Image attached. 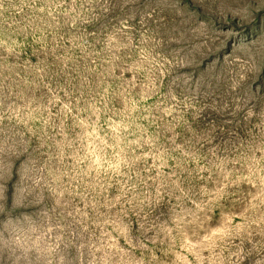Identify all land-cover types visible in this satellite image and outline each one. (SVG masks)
Masks as SVG:
<instances>
[{"label": "rangeland", "instance_id": "374dc122", "mask_svg": "<svg viewBox=\"0 0 264 264\" xmlns=\"http://www.w3.org/2000/svg\"><path fill=\"white\" fill-rule=\"evenodd\" d=\"M0 264H264V0H0Z\"/></svg>", "mask_w": 264, "mask_h": 264}]
</instances>
